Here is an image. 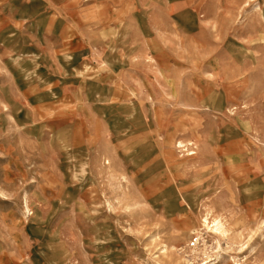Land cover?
I'll list each match as a JSON object with an SVG mask.
<instances>
[{
  "label": "rangeland",
  "instance_id": "rangeland-1",
  "mask_svg": "<svg viewBox=\"0 0 264 264\" xmlns=\"http://www.w3.org/2000/svg\"><path fill=\"white\" fill-rule=\"evenodd\" d=\"M202 1L108 42L100 104L65 42L4 51L0 264H264V0Z\"/></svg>",
  "mask_w": 264,
  "mask_h": 264
},
{
  "label": "crops",
  "instance_id": "crops-1",
  "mask_svg": "<svg viewBox=\"0 0 264 264\" xmlns=\"http://www.w3.org/2000/svg\"><path fill=\"white\" fill-rule=\"evenodd\" d=\"M213 1H217L218 5L224 3L223 0H210ZM206 2L202 0H0V58L5 52L10 61L18 58V55L28 56L31 49L27 44L38 39L39 42L42 40L45 43L65 42L66 46L59 48V55L69 60L71 66H67L66 72L75 73L79 70L82 74L92 73L93 75L87 78L89 82L91 81L88 86L90 89L94 87L96 94L89 89L92 91L89 99L100 104L103 99L99 97V90H104L106 87H103L98 75L100 73L115 75L114 62L113 65L110 64L111 54L104 52L105 48L107 51L110 50L108 42H112L113 46L115 38L120 41L129 31L143 32L138 28L139 26L163 32L173 41L175 31L181 36L184 35L188 41L194 42L195 32L185 28L189 23H186L183 17L186 11L202 8ZM211 22L209 18L197 20L198 25ZM222 37H226V32ZM175 38L179 39V37ZM146 39L153 41L157 37H146ZM25 45L28 49L27 54L24 53ZM55 48L54 45H50V49ZM222 55H225V52ZM90 59L94 61L91 62ZM82 60H89V64L83 63L84 65L76 69V64ZM105 66L107 69H104ZM59 91L60 95L66 91H76L77 94L80 91L79 83H60ZM91 110L90 107V114ZM104 115V112L99 113V116ZM146 132L144 127H140L136 136L146 137Z\"/></svg>",
  "mask_w": 264,
  "mask_h": 264
},
{
  "label": "built area",
  "instance_id": "built-area-1",
  "mask_svg": "<svg viewBox=\"0 0 264 264\" xmlns=\"http://www.w3.org/2000/svg\"><path fill=\"white\" fill-rule=\"evenodd\" d=\"M201 237H195L193 241L189 244V248L191 250H196L201 245V243L203 242Z\"/></svg>",
  "mask_w": 264,
  "mask_h": 264
}]
</instances>
